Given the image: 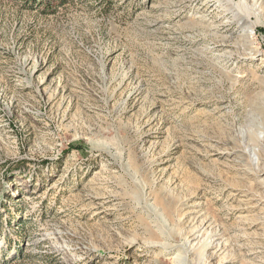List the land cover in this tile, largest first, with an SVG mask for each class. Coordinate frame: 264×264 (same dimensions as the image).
<instances>
[{"label":"rangeland","instance_id":"374dc122","mask_svg":"<svg viewBox=\"0 0 264 264\" xmlns=\"http://www.w3.org/2000/svg\"><path fill=\"white\" fill-rule=\"evenodd\" d=\"M45 9L0 0V264H264V0Z\"/></svg>","mask_w":264,"mask_h":264},{"label":"trees","instance_id":"16d2710c","mask_svg":"<svg viewBox=\"0 0 264 264\" xmlns=\"http://www.w3.org/2000/svg\"><path fill=\"white\" fill-rule=\"evenodd\" d=\"M37 1H39L40 5H44V6L46 7V9H49L50 6L52 5V3H53L55 0H28L29 3H30V2H34V3H36ZM59 1H61V0H59ZM62 1L65 2V0H62ZM46 9H45V10H46Z\"/></svg>","mask_w":264,"mask_h":264},{"label":"bare ground","instance_id":"6f19581e","mask_svg":"<svg viewBox=\"0 0 264 264\" xmlns=\"http://www.w3.org/2000/svg\"><path fill=\"white\" fill-rule=\"evenodd\" d=\"M257 143V141H255ZM262 160H264L263 158H261Z\"/></svg>","mask_w":264,"mask_h":264}]
</instances>
